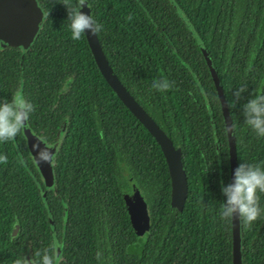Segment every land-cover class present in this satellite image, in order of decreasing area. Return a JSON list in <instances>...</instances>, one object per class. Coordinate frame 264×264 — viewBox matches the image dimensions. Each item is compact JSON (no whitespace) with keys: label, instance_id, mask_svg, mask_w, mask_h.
Listing matches in <instances>:
<instances>
[{"label":"trees","instance_id":"obj_1","mask_svg":"<svg viewBox=\"0 0 264 264\" xmlns=\"http://www.w3.org/2000/svg\"><path fill=\"white\" fill-rule=\"evenodd\" d=\"M37 1L44 18L29 46L0 44V98L20 91L34 105L28 125L56 143L54 177L41 179L21 132L0 142L7 155L0 163V264L26 254L35 261L37 252L53 249L52 228L57 264H231L229 226L218 225L215 184L202 177L204 132L215 124L218 91L201 49L220 86L221 61L230 62L222 85L232 100L234 42L249 37L253 18L264 29V0H86L103 25L97 38L113 72L182 151L188 193L181 211L170 207L158 144L108 86L85 35L71 39L64 0ZM236 18L243 20L239 33ZM258 36L264 43V32ZM252 67L263 76L264 47ZM153 79L172 87L156 91ZM130 180L150 214L141 237L123 199Z\"/></svg>","mask_w":264,"mask_h":264},{"label":"water","instance_id":"obj_2","mask_svg":"<svg viewBox=\"0 0 264 264\" xmlns=\"http://www.w3.org/2000/svg\"><path fill=\"white\" fill-rule=\"evenodd\" d=\"M81 11L90 14V10L86 5L82 7ZM42 19L43 13L37 6L35 0H0V43L6 46L21 47L26 49L37 35V32L42 25ZM85 38L96 66L108 86L158 144L164 156L170 178V206L172 209L181 211L185 205L188 193L187 178L182 163L181 150L179 148H175L172 140L120 82L110 67L97 36H92L86 33ZM201 51L210 69L218 94L220 95V93L222 94V90L217 73L212 66L211 60L205 48H202ZM223 109L227 115V108L225 105H223ZM226 115V128L229 135H231L232 128H229V119H227ZM21 134L28 154L31 157L34 166L38 170L41 179L45 182H50L54 177L51 162L54 158L56 143H48L45 141L37 135L28 124L21 131ZM230 143L231 163L233 165L234 146L232 145L231 138ZM41 151H46L49 154L50 160L48 163L40 162L38 157ZM129 183L132 186L131 193L124 194L123 196L125 208L128 213L132 229L137 235H142L149 227L146 204L139 193L138 188L133 185V180H130ZM52 231L53 249L58 252V263L61 259V253L53 228ZM25 258L31 260L28 254H26ZM233 264H242L240 221L238 218L233 220Z\"/></svg>","mask_w":264,"mask_h":264},{"label":"flooded vegetation","instance_id":"obj_3","mask_svg":"<svg viewBox=\"0 0 264 264\" xmlns=\"http://www.w3.org/2000/svg\"><path fill=\"white\" fill-rule=\"evenodd\" d=\"M35 1L37 6L40 8L38 1ZM40 10L42 11L41 8ZM237 13L241 14L242 10L238 8ZM235 21V29L236 32L239 33L241 31L240 23H242L243 20L236 18ZM248 22L252 23L248 29L249 37L245 39H243L242 37L236 38V41L234 42V49L232 51L233 58L231 60V63H233L235 70L234 89H236L237 85L240 84L238 87H240L241 85H246L247 91L242 93L241 98L235 102V105L233 107H228V103L235 100V97L233 96V99L230 100L225 95L222 81L224 79L225 67L229 65L230 62L228 60H222L219 75L222 94L220 93L219 95L217 93L218 110L217 116L215 117L216 121L214 125L206 126L203 143L202 177L206 181L204 185L215 184L213 188L217 203L218 225L226 227L229 226V229H227L226 232L229 233L228 240L230 244L229 255L231 264H233V220H221L219 217L220 202L226 199L221 192L220 182L223 181L224 184L232 182L234 170L240 163L248 162L262 164V166H264V163H262L264 162V137L257 136L250 127L244 124V116L242 115V105L247 102L249 96L254 91L257 93L264 92V83L254 82V79H264V74L263 76H257L256 70L252 67L253 56L256 55V51L258 49L264 47L262 38L258 36V32H264V29L260 28L262 22L261 20L253 18ZM253 39H258V41L256 43H252ZM2 46L12 47L6 45ZM246 55H250L248 61L244 59ZM223 105H225L227 108V115L223 109ZM225 115L227 116V119H229V124L232 126L231 135H229L226 128ZM210 126L214 127V131L211 134L212 140L207 137V131ZM230 138L232 140V145L234 146L233 165L231 163ZM175 148L180 149L179 146H175ZM211 148H213L212 153H210ZM131 187L132 186H130V191L125 192V194L131 193ZM136 187L138 188L139 193L141 194L146 204L149 222L148 230L144 234L137 235L134 232L137 236L141 237L149 231L151 221L150 214L148 212V206L143 196V191L139 186L136 185ZM259 196L261 208H264V193L259 194ZM240 239L242 264H264V215L256 220L251 226H244L240 221Z\"/></svg>","mask_w":264,"mask_h":264},{"label":"clouds","instance_id":"obj_4","mask_svg":"<svg viewBox=\"0 0 264 264\" xmlns=\"http://www.w3.org/2000/svg\"><path fill=\"white\" fill-rule=\"evenodd\" d=\"M67 9L68 28L71 39L80 40L86 33L97 36L103 25L98 23L92 14L81 11L87 5L86 0H77L75 4L64 0ZM88 6V5H87ZM131 19V16L128 17ZM172 87L167 79H153L152 88L159 92H166ZM247 91L246 85L237 87L232 93L235 100L228 103L233 107L241 98L242 93ZM34 105L17 91L11 94V99L0 98V142H7L15 137L27 126ZM244 124L250 127L259 137H264V92H253L247 102L242 105ZM231 125L229 128L231 129ZM40 162L48 163L49 154L46 151L39 153ZM0 163H7V155L0 154ZM264 163V162H262ZM221 183V192L226 198L220 202L219 217L221 220H234L238 218L244 226H251L256 220L264 215V208L260 205L259 194L264 193V166L255 163H240L234 170L233 180L228 184ZM34 261L17 259L14 264H57L58 252L55 249H45L42 253L37 252Z\"/></svg>","mask_w":264,"mask_h":264},{"label":"rangeland","instance_id":"obj_5","mask_svg":"<svg viewBox=\"0 0 264 264\" xmlns=\"http://www.w3.org/2000/svg\"><path fill=\"white\" fill-rule=\"evenodd\" d=\"M129 194V193H128Z\"/></svg>","mask_w":264,"mask_h":264}]
</instances>
